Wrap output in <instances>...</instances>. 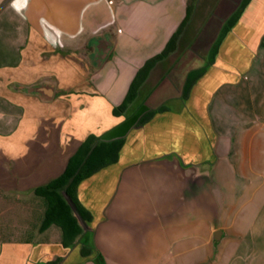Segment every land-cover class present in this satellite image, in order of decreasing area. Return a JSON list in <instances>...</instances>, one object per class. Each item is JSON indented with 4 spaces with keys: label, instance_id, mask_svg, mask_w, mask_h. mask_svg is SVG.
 I'll list each match as a JSON object with an SVG mask.
<instances>
[{
    "label": "crops",
    "instance_id": "obj_1",
    "mask_svg": "<svg viewBox=\"0 0 264 264\" xmlns=\"http://www.w3.org/2000/svg\"><path fill=\"white\" fill-rule=\"evenodd\" d=\"M0 16L1 183L32 193L88 137L111 148L77 186L87 222L66 198L79 238L38 232L37 198L0 264H264V0H8ZM42 83L50 101L24 90Z\"/></svg>",
    "mask_w": 264,
    "mask_h": 264
},
{
    "label": "trees",
    "instance_id": "obj_2",
    "mask_svg": "<svg viewBox=\"0 0 264 264\" xmlns=\"http://www.w3.org/2000/svg\"><path fill=\"white\" fill-rule=\"evenodd\" d=\"M174 38L175 35L172 37V40ZM169 49V46L166 47L161 54L150 59L144 65L133 80L124 101L114 109V113L121 114L125 111L128 105L134 100L136 90L143 80L146 71L155 61L167 54ZM93 139L94 137L90 136L82 143L75 154L68 160L67 166L61 175L44 186L36 187L32 191V194L36 198H39L43 204V214L38 232L41 233L48 227L54 225L60 229L64 245L73 244L82 232L78 218L74 215L67 199H69L78 212L80 219L83 222H87L89 215L78 201L77 186L81 180L90 176L97 168L104 166L108 162V158H110V145L101 143L93 146ZM113 145H119V143L116 142Z\"/></svg>",
    "mask_w": 264,
    "mask_h": 264
},
{
    "label": "rangeland",
    "instance_id": "obj_3",
    "mask_svg": "<svg viewBox=\"0 0 264 264\" xmlns=\"http://www.w3.org/2000/svg\"><path fill=\"white\" fill-rule=\"evenodd\" d=\"M7 2L8 0H0V12ZM11 145L13 147V141ZM1 181L0 179V239H24L25 233L38 227L36 213L33 214L38 208V199L30 191L18 192L13 185H4ZM16 233H20V236L16 237Z\"/></svg>",
    "mask_w": 264,
    "mask_h": 264
},
{
    "label": "water",
    "instance_id": "obj_4",
    "mask_svg": "<svg viewBox=\"0 0 264 264\" xmlns=\"http://www.w3.org/2000/svg\"><path fill=\"white\" fill-rule=\"evenodd\" d=\"M92 45L94 47V53L92 55L91 62L95 68H98L107 58L111 49V44H109L104 39H100V40H94L92 42ZM24 90L29 94L38 95L43 101H50L53 97L54 85L49 83H42L39 85H34L31 87L24 88ZM71 206L75 210L72 204Z\"/></svg>",
    "mask_w": 264,
    "mask_h": 264
}]
</instances>
